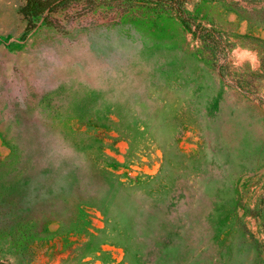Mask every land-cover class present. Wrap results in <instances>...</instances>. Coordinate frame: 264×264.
I'll return each mask as SVG.
<instances>
[{
	"label": "rangeland",
	"instance_id": "rangeland-1",
	"mask_svg": "<svg viewBox=\"0 0 264 264\" xmlns=\"http://www.w3.org/2000/svg\"><path fill=\"white\" fill-rule=\"evenodd\" d=\"M0 264H264V0H0Z\"/></svg>",
	"mask_w": 264,
	"mask_h": 264
},
{
	"label": "clouds",
	"instance_id": "clouds-1",
	"mask_svg": "<svg viewBox=\"0 0 264 264\" xmlns=\"http://www.w3.org/2000/svg\"><path fill=\"white\" fill-rule=\"evenodd\" d=\"M245 52H247V50H245ZM245 52H242L240 55L237 56V59L240 61H243L247 58V56L245 55ZM235 53V50H234Z\"/></svg>",
	"mask_w": 264,
	"mask_h": 264
}]
</instances>
